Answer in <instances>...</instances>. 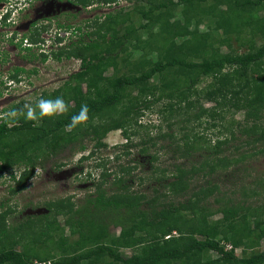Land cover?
Here are the masks:
<instances>
[{
	"label": "trees",
	"instance_id": "16d2710c",
	"mask_svg": "<svg viewBox=\"0 0 264 264\" xmlns=\"http://www.w3.org/2000/svg\"><path fill=\"white\" fill-rule=\"evenodd\" d=\"M69 1L84 8L119 4ZM127 1L130 9L94 15L75 24L71 34L77 30V39L61 44L56 37L54 48L39 52L42 62L76 59L79 66L58 87L1 110L0 176L9 174V193L16 194L46 157L78 146L89 158L106 147L108 132L119 129L126 142L114 149L129 154L136 147L149 157L150 171L137 178L150 180L151 192L132 189L135 164L118 162L113 150L117 169L96 163L101 169L81 203L68 195L21 219H12L11 207L0 210V264H264V247L254 249L264 239V188L251 201L257 192L243 187L236 198L237 191L222 190L214 178L244 162L247 151L235 154L241 144L250 146V154H264V0ZM232 39L245 49L233 48ZM221 45L229 50L222 52ZM36 72L13 67L0 79V96L6 80L17 83ZM56 96L68 102V112L37 121L7 118L13 109ZM82 104L88 105V120L68 128ZM228 106L233 114L243 110L236 131L229 128L234 120L226 121ZM154 108L160 122L152 131L154 125L140 117ZM210 128L226 136L213 140ZM236 132L246 138L226 154ZM162 149L172 162L160 166ZM111 226L120 232L112 233Z\"/></svg>",
	"mask_w": 264,
	"mask_h": 264
},
{
	"label": "rangeland",
	"instance_id": "374dc122",
	"mask_svg": "<svg viewBox=\"0 0 264 264\" xmlns=\"http://www.w3.org/2000/svg\"><path fill=\"white\" fill-rule=\"evenodd\" d=\"M91 6L92 8H86L87 10H85L78 5L71 4L67 0H0V79H5V75L8 74L13 68L12 66L16 64L23 65L26 69L35 67L37 70L36 73H31L28 76L23 74L21 81L17 83H10V81L6 80L5 87L7 88L3 89V94L0 96V112L3 108L9 107L11 103L18 102L21 99L32 101L36 97H39L43 90L48 91L58 87L68 75L76 71L79 66V61L76 59H63L62 61L54 62L49 59L42 62L39 57L40 50L38 47L40 46H34L26 52L25 57L28 60H30L31 56L33 57L32 62L26 63V60L22 59L20 56L25 52L19 49L18 46L21 35L25 36V34L31 31L32 37H40V39H43L41 43H43L44 49H47L46 47L50 43L49 40L54 43L56 37L63 38L62 43H68L78 38L79 32L77 30L71 34L72 29L78 26L75 24H83L86 19L94 15L103 14L118 7L126 6L127 9H130L132 3L127 0H119V4H112L109 6H107V4H99V6ZM7 11L10 13H6ZM260 14L264 15V9ZM4 15L9 16L6 23L1 21V17ZM31 21H34L35 25L29 28ZM67 23L70 24V29H65L63 27V25ZM36 27H39V29H36ZM200 27L204 30L206 28V23L201 24ZM84 31H86V29ZM11 33L16 35L14 41L10 40ZM261 41L259 37L256 38L257 43H261ZM16 43L17 45L14 47L13 45ZM231 45L240 52L246 47L237 46L233 39ZM220 50L226 52L229 49L226 45H221ZM109 72L110 70L107 73ZM208 81H210V78L202 81L200 86H205ZM206 105L211 106L213 104L209 102L206 103ZM228 107L231 112L226 109V121H228V118L229 121L233 119L234 123L229 126V128L236 131V123L242 121L243 110H238L233 114V108H231V106ZM156 108H158V106ZM225 108H227V105H225ZM159 117V112L154 108V110H144L140 119L142 123L154 125L151 127L152 131H154L155 125L160 122ZM224 124L228 123L225 122ZM208 132L209 138L213 140L216 135L219 137L226 136V134H219L216 128H210ZM235 135L234 141H232L230 145L228 144L224 147V152L226 154L230 155V153H234L235 150L233 146L241 143L242 140L246 138L245 135L238 132H236ZM104 142L106 143V147L101 148L96 154L89 158L81 156L87 155L88 152L79 150L78 146H76V148L68 147L46 157L37 165L33 176L27 181L25 188L16 194L9 193L8 187L12 185L13 182L10 180L8 173H3V175L0 176V210L11 207L14 209L13 214L16 216L12 219H21L28 214L35 215L45 212V204L48 201L68 195L71 196L72 201L81 203L84 195L92 191V181L96 180L101 169L94 165L103 162L106 163V168H108L109 171L117 169L118 162L131 166L135 164L136 168L131 172L132 175H134V181H130V183L133 182L132 189L144 190L150 194L151 191H149V188L153 186V183H150V180L148 181V179L145 178L142 180L137 178L145 172L147 173L150 171V164L148 163L149 157H147L146 154L140 153L136 147H132L129 150V154H124L121 147L114 149L115 145H122V143L126 142L125 137L119 129L108 132ZM259 146L261 145L259 144ZM156 148H159L158 145ZM156 148H150L149 153H153V150ZM249 148L250 146L241 144L235 154L238 155V153L247 151L244 162L230 167L220 176H215L214 178L218 180L222 190L230 192L237 191L236 198H239L241 195V189L243 187L247 188L250 192H257V197H249L252 201L262 196L261 192H263L262 189L264 188V154H250ZM113 150L120 155L118 162L113 159ZM157 155L159 157L157 162H161L160 166L172 162V160H169L170 154H165L163 149L160 150ZM236 168H239V170H236V173H234ZM15 173H17V170ZM218 217H220V215L213 216V219ZM56 218L57 222L63 224L64 221L62 216H57ZM109 229L114 234L120 232L118 226H111ZM196 235L200 237L201 233L197 232ZM58 240L64 241V238ZM263 247L264 239H262L260 244L254 249L260 250ZM16 248L20 249V246L17 245ZM122 251L126 255L130 254L129 249H123ZM250 251L252 250L248 249L247 253ZM235 253L241 256V248L235 249Z\"/></svg>",
	"mask_w": 264,
	"mask_h": 264
},
{
	"label": "clouds",
	"instance_id": "9594fccd",
	"mask_svg": "<svg viewBox=\"0 0 264 264\" xmlns=\"http://www.w3.org/2000/svg\"><path fill=\"white\" fill-rule=\"evenodd\" d=\"M69 110V104L63 96L45 99L40 98L33 104H26L23 109H13L7 113V118L15 119L23 116L27 120L37 121L43 117L62 115ZM88 105L82 104L80 111L71 117L68 128H75L88 120Z\"/></svg>",
	"mask_w": 264,
	"mask_h": 264
},
{
	"label": "flooded vegetation",
	"instance_id": "af4514ba",
	"mask_svg": "<svg viewBox=\"0 0 264 264\" xmlns=\"http://www.w3.org/2000/svg\"><path fill=\"white\" fill-rule=\"evenodd\" d=\"M62 1V0H61ZM68 2H70L69 0H67ZM71 3V2H70ZM72 4V3H71ZM74 5V4H73ZM78 6H80V5H78ZM80 7H82V6H80ZM94 7V6H93ZM90 9V8H92V6H87V7H82V9H85V10H87V9ZM9 11H7L6 13H8ZM10 13V12H9ZM4 17H6V20H8L9 19V16H3V17H1V21L4 19ZM93 17V16H92ZM6 20H5V23H6ZM4 23V22H3ZM32 25H35V23H34V21H31L30 22V25H29V28L30 27H32ZM31 30H32V28H31ZM31 31H29L28 32V34H25V36H22L21 35V38H19L20 40L18 41L19 43H18V46H19V49H21L22 51H24L25 53L23 54V55H20L21 56V58L22 59H25L26 61V63H30V61L32 62V56L30 57V60H28L26 57H25V54H26V52L30 49V48H33L34 46L35 47H37V46H40V47H38L39 48V52H42V51H44V50H46V51H48L49 49H52V48H54V43H53V41L51 42V40H49L50 41V43L48 44V46L46 47L47 49H44L45 47H43V43L40 45L39 43L40 42H38L37 44H35V43H32L30 40H29V35L31 34L30 33ZM15 34L14 33H11V35H10V40L12 41H14L15 40ZM24 41V42H23ZM61 44H63V43H61ZM16 45H17V43L15 44V45H13L14 47H16ZM33 45V46H32ZM30 47V48H27V47ZM43 48V49H42ZM12 67H22V68H25L26 69V67L25 66H23V65H20V64H16V65H14V66H12ZM33 68H35V67H33ZM30 69V68H29ZM29 69H27V70H29ZM32 69V68H31ZM12 70V69H11ZM6 76V75H5Z\"/></svg>",
	"mask_w": 264,
	"mask_h": 264
},
{
	"label": "built area",
	"instance_id": "2783aa9c",
	"mask_svg": "<svg viewBox=\"0 0 264 264\" xmlns=\"http://www.w3.org/2000/svg\"><path fill=\"white\" fill-rule=\"evenodd\" d=\"M227 248L229 249L230 248V245H227Z\"/></svg>",
	"mask_w": 264,
	"mask_h": 264
}]
</instances>
